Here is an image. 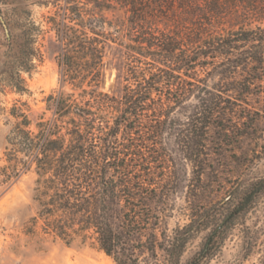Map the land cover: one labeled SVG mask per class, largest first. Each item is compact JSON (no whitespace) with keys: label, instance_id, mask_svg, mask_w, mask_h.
Segmentation results:
<instances>
[{"label":"trees","instance_id":"16d2710c","mask_svg":"<svg viewBox=\"0 0 264 264\" xmlns=\"http://www.w3.org/2000/svg\"><path fill=\"white\" fill-rule=\"evenodd\" d=\"M41 4L55 9L60 89L35 118L12 105L0 168L1 182L34 171L33 223L114 264H206L238 226L252 252L263 229L246 217L264 197V176H244L264 155V0ZM116 9L121 25L105 16ZM23 36L29 49L11 41L4 79L19 94L20 73L42 58L31 30ZM111 44L123 49L119 95L100 91Z\"/></svg>","mask_w":264,"mask_h":264},{"label":"rangeland","instance_id":"374dc122","mask_svg":"<svg viewBox=\"0 0 264 264\" xmlns=\"http://www.w3.org/2000/svg\"><path fill=\"white\" fill-rule=\"evenodd\" d=\"M45 0H0V168L5 165L4 153L6 136L10 124L13 122L8 117V111L15 103H25L30 109L31 118L41 114L46 106L45 99L50 94L60 89V68L58 58L60 44L56 41L54 32L49 25V18L55 9L45 6ZM64 6V2H59ZM113 25H121L126 20L124 11L116 9L105 13ZM172 25V23H167ZM160 27H163L162 25ZM229 27V26H225ZM31 30L36 38L34 48L41 52L39 61L33 58L34 68L30 74L21 72L25 81L27 92L23 94L12 91L5 84V73L12 66L16 45L19 50L28 47L27 37L24 32ZM11 36V38H10ZM12 37L15 39H12ZM11 41L15 42L13 50L10 49ZM23 46V47H22ZM26 49H29L26 48ZM29 51V50H28ZM123 49L117 45H110L105 57V81L100 91L109 94H120L123 71ZM15 72V70H14ZM64 92H71L69 86L64 87ZM50 114H47L49 117ZM247 177L264 176V155H260ZM191 176L190 170L187 177ZM36 175L33 170L9 182L0 180V264H41L54 252L69 254L71 259L82 258L97 264H114L102 252L89 242L79 239L71 244L52 235L44 234L41 222L33 223L37 216L38 205L34 200ZM189 192L183 188L177 194V207L184 206V195ZM177 221L174 219L173 222ZM180 223H184L180 219ZM246 225H257L263 232L257 236V247L248 255L242 250V238L238 235V226L225 239L220 250L206 264H264V197L258 200L255 209L246 217ZM207 232L201 233L194 241L185 255L190 257L199 251L201 243Z\"/></svg>","mask_w":264,"mask_h":264},{"label":"bare ground","instance_id":"6f19581e","mask_svg":"<svg viewBox=\"0 0 264 264\" xmlns=\"http://www.w3.org/2000/svg\"><path fill=\"white\" fill-rule=\"evenodd\" d=\"M41 264H97L93 261L82 258L71 259L69 254L54 252L47 257Z\"/></svg>","mask_w":264,"mask_h":264}]
</instances>
